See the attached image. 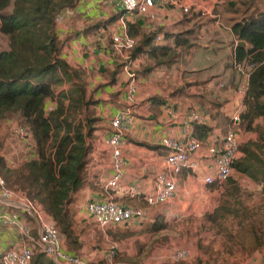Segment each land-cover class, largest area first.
<instances>
[{
    "label": "trees",
    "instance_id": "trees-1",
    "mask_svg": "<svg viewBox=\"0 0 264 264\" xmlns=\"http://www.w3.org/2000/svg\"><path fill=\"white\" fill-rule=\"evenodd\" d=\"M79 2L0 0V35L8 40V47L0 50V122L15 117L17 126L29 131V142L34 152L33 156L11 166L7 150L3 151L5 142L1 137L0 176L10 189L23 193L51 217L64 235L70 251L79 247L83 230L69 216L66 205L71 192L87 182L84 174L87 155L92 149L94 132L101 122L91 108L99 103L95 93L104 85L89 88L88 72L79 66H71L61 55L63 42L56 30V18H65L64 14L76 10ZM227 2L226 20L231 32L237 40L246 44L235 46L236 61L253 65L243 100L245 110L240 114V126L257 133L256 140L240 145L241 156L235 161L234 169L256 181L262 179L264 183V124L257 122L264 121V0ZM117 16L97 21L84 31L88 33L93 28L107 27ZM186 20L188 18L183 19ZM193 27L196 28L197 23ZM194 28L169 32L157 27L144 32L140 21L127 22L128 36L138 37L133 48L127 52L128 58L133 60L140 54L147 57L142 74H148L161 64L171 65L179 57L178 49L190 46L187 37L195 32ZM159 33L166 40L171 39L172 44L154 45L153 39ZM123 65L121 56L114 53L113 69H103L101 78L113 84ZM169 95L176 101L200 104L214 121L215 128L223 136L228 132L231 120L222 111L220 103L210 101L201 94L189 93L183 87L171 88ZM150 100L151 116L157 118L164 101L157 96ZM49 105L51 110H47ZM194 125V136L202 143L206 142L212 128ZM181 171L183 176L191 173L189 169ZM226 182L232 184L235 194L240 191L230 178ZM217 185L210 184L209 187L213 189ZM229 193L230 189L226 188L222 195L224 204L220 202L217 210L230 213L236 220L231 237L246 254L264 250V204L258 208L241 209L242 202L235 196L230 209L229 203L225 204ZM113 201L144 209L150 206L142 196H123ZM217 214V211L213 213L214 216ZM166 227L163 217L157 215L152 230L160 231ZM113 238L117 236L113 235ZM199 247L206 259L198 258L193 264H224L219 262V251L211 244L199 243ZM31 264L55 263L36 251Z\"/></svg>",
    "mask_w": 264,
    "mask_h": 264
},
{
    "label": "crops",
    "instance_id": "crops-1",
    "mask_svg": "<svg viewBox=\"0 0 264 264\" xmlns=\"http://www.w3.org/2000/svg\"><path fill=\"white\" fill-rule=\"evenodd\" d=\"M100 3L105 4V1L91 0L73 11L75 14L72 13L73 15H71L73 19L77 18V20L75 23L76 28L72 34H69L73 27L71 23L63 20L61 23L56 24L57 33L65 39L61 55L71 66H79L88 72L89 88L92 89L99 84H104L95 93V98L99 100V103L94 107L95 113L102 120L94 132L95 137L91 143L92 149L87 155L84 170L87 182L79 189L71 192L70 200L66 207L69 216L79 227L85 223L93 225L94 223L87 212V204L90 201L116 199L118 201L124 196L121 190L128 187H134L142 192H149L153 189L156 174L164 170L166 148L161 143L164 137L180 138L188 130H191L194 135V124L210 126L212 130L208 134L207 141L203 144L204 146L198 152L191 154V158L197 162V168L194 171L190 170L191 173H187L184 176L181 171L176 176L177 191L175 197L167 203L158 204V206L154 205L156 209L151 208L154 206L144 209L145 214L148 215V218L150 217V223L153 224L157 215H161L167 226L168 224L172 225L175 222V220L173 221L174 216L189 215L191 210L196 208L198 210L201 200L206 201V198L211 197L215 192L216 189H211L203 181V178L212 173L213 171L211 172V170H214L213 161L207 155L206 147L212 144H220L223 135L219 129L215 128V123L209 114L203 122L187 124L185 117L188 110L204 107L191 101H176L170 97L169 91L173 87H183L189 93L201 94L210 101L218 102L221 104L222 111L230 117V120L232 114L238 113L240 115L245 110L243 103L245 92L238 91V88L244 82V78L234 67V63L237 62L235 46L239 44L240 40H237L231 32L228 20L225 23L221 15L214 13L216 7H221L227 16L228 2L227 0H186L184 4L190 6L188 12L185 13L179 8L165 7L160 10L158 18L154 21L137 16H128V22L140 21L141 30L144 32L154 30L157 27L169 32H177L182 29H192L194 28L193 24L197 23V27L194 28L195 32L187 37L190 46L179 48V57L171 65L161 64L152 68L148 74H142L141 70L147 62V57L144 54H140L131 60V66L136 67L133 68V71L137 75V92L133 103L127 102L124 95L127 75L123 68L113 84H109L100 76V72L103 69H113L114 52L111 49L110 30L116 19L107 27L93 28L90 31L88 30V33L84 31L97 21H105L112 15H119L108 4L111 7L112 14H107L101 8ZM200 8H206L207 10ZM78 15L80 16L78 17ZM209 16L211 17L209 20H204L205 17ZM187 18L188 20L183 21V19ZM178 27L179 29H176ZM159 34L162 36V40L156 41L154 38V45L172 44L171 39L166 40L162 33ZM136 40H138V37ZM185 54H189V57L194 56V58H190L192 61L190 62L189 71H197L198 80H195V78L191 80L187 76L178 74V72L187 70L186 66L182 67L185 62ZM154 96L160 97L164 101L160 107L161 114L157 118H153L149 110L150 99ZM125 109L130 112L132 124L129 131L123 136L122 149L126 165L120 181L121 188H119V191H114L105 188V183L112 173L109 148L104 143L105 136L109 131L106 121L112 114ZM257 122L260 125L264 124L263 120H258ZM232 127L233 123L231 121L230 128ZM236 131L240 145L257 138L256 132L244 129V127L240 126V123L236 126ZM149 146H156V148ZM9 153L7 159L11 166H14L17 162L15 159H11L13 154ZM233 173L246 177L249 183L255 187L256 191H245L247 193L246 197H256L258 199V202L252 201V203L247 204L250 206L249 208L258 207L256 203L263 205V180L259 179L256 181L242 173H238L233 165V171L229 178L234 181L239 189L240 187L236 180L240 178H234ZM0 210H5L1 204ZM140 219H133L109 230L107 234L111 239L104 238L105 236L101 231H97L95 227V232L81 234L80 245L75 251L68 250L66 239L64 248L71 254L81 255L92 264H106L108 241L113 240L111 236L115 235L117 238L130 236L128 238L130 240L128 241L130 248H127L126 245L120 248L119 245V254L116 257L117 264H164L165 249L162 246V238H157L156 236L149 238V242L151 240L154 242L149 247L150 251L142 256L137 251V238L140 239L137 237L138 235L132 236L133 233L129 235L123 234L126 226L131 225L135 229L138 228ZM26 222L33 226V221L30 218L27 217ZM152 224H150L149 230H152ZM232 229L229 231L230 235L231 232L233 234L235 231H232ZM32 233L35 235V229ZM21 242L22 236L17 229L6 228L0 224V253L18 246ZM233 244L236 245L235 242ZM97 245L101 247L100 250L93 249ZM248 258L250 259H247V262L243 264H264V250H256Z\"/></svg>",
    "mask_w": 264,
    "mask_h": 264
},
{
    "label": "built area",
    "instance_id": "built-area-1",
    "mask_svg": "<svg viewBox=\"0 0 264 264\" xmlns=\"http://www.w3.org/2000/svg\"><path fill=\"white\" fill-rule=\"evenodd\" d=\"M119 14L110 30V42L113 52L120 55L124 61L123 70L127 75V83L124 95L127 102L135 101L137 92V75L132 70L131 60L127 52L136 43L135 38L127 34L128 16H137L154 21L158 18L161 9L166 6L179 8L188 12L190 6H186L181 0H104ZM207 10L206 8H200ZM63 17L56 18V23H61ZM156 41H161L162 36L156 35ZM236 70L243 76L244 82L238 88L239 92H245L248 85L252 64L235 62ZM49 105L47 110H51ZM172 112V111H170ZM208 112L204 108H192L185 117L187 124L200 123L205 120ZM233 127L222 137L220 144H212L206 147L207 155L213 161V172L203 178L205 184H222L231 175L233 165L240 155V143L236 126L240 123V115L232 114ZM109 131L104 143L109 148L111 160V176L105 183V188L119 191L121 178L124 174L126 159L123 156L124 134L129 131L132 118L128 110H120L112 114L106 121ZM22 140L29 142L30 133L27 129L16 126L13 132ZM162 145L168 150L164 156V170L155 176L154 187L149 192H142L134 187L123 188L124 196H142L148 205L154 206L171 201L177 191L176 176L182 169L194 171L197 168L196 160L191 154L198 152L204 145L191 132H185L180 138L166 136L161 140ZM0 204L5 210H0V224L6 228H15L22 236V242L18 246L0 253V264H31L36 251L46 255L55 264H92L81 255L71 254L64 248L65 237L57 229L55 222L37 204L27 198L23 193L10 189L0 176ZM87 212L98 230L108 238V231L115 226L127 223L133 219L144 216V209L140 207L126 206L113 200L90 201L87 204ZM33 221V226L26 222V218ZM35 229V235L32 233ZM106 264H115L119 252V244L113 240L108 241ZM175 260H187L191 254L186 249L175 251Z\"/></svg>",
    "mask_w": 264,
    "mask_h": 264
},
{
    "label": "rangeland",
    "instance_id": "rangeland-1",
    "mask_svg": "<svg viewBox=\"0 0 264 264\" xmlns=\"http://www.w3.org/2000/svg\"><path fill=\"white\" fill-rule=\"evenodd\" d=\"M89 1L91 0H80V2L78 3V7L82 6V4H85V2H89ZM181 1L184 3L186 0H181ZM198 5H204V4H198ZM100 6L101 8H103V10L107 14H110V13L112 14V11L110 9L111 7H109L106 3L105 4L100 3ZM167 7L173 8L171 6H166V8ZM214 11H215L214 13L221 15L224 22L226 23V14L223 12L222 8L216 7ZM72 13L73 11H68L67 13L64 14L65 18H63L65 22L67 21L71 23L73 26L71 29L72 31L69 32V34L74 33L73 30L76 28L75 23H76L77 18L73 19L72 15L75 13L73 14ZM68 15L69 17H67ZM79 16L80 15H78V17ZM210 18H211L210 16L205 17L204 20H209ZM176 29H179V27ZM60 39L62 40V42H65V39L63 36L60 37ZM7 47H8V40L6 39L5 36L0 35V50L6 49ZM62 47H63V43H62ZM188 55L189 54H185L184 56L185 62L182 64V67L186 66L187 70L184 72H178V74L181 76H187L191 80H193L194 78L195 80H198V77H197L198 72L189 71L190 62L192 61L190 60V58L192 57L194 58V56L189 57ZM131 67L132 69L136 68L133 65ZM169 79L171 80V78ZM92 110L95 111L94 108H91V111ZM98 117L102 120L100 116ZM16 126H17V119L15 117H9L8 119L1 121L0 122V138L2 137L3 141L5 142L3 151L7 150V153H8L7 156H9L10 154L9 152H11L13 154L11 156V159H15V161L19 163V162H22L24 158L28 156L29 157L33 156L34 152L31 148V142H26L22 140V138L16 136L13 133L14 128ZM212 171L213 170H211V172ZM233 175L235 176L234 178H238V179L240 178L239 180H236L240 187V191H238L237 194H235V190L232 189L233 187L232 184H228L225 181L222 184H219L215 188H213V189H216L215 192L213 193V195H211V197H207L206 201L201 200V203L198 205L199 206L198 210L197 208L193 210L190 209L191 213L189 215L174 216L173 221L175 220V222H173L172 225L168 224L167 226L168 228L166 227L165 229L160 230V231L149 230V226L152 223H150L151 222L150 217L148 218V215L145 214V210H144L145 216H142V218L140 219L141 221L139 222L138 228L135 229V227L131 225L126 226L124 227L123 234L128 235V234L133 233L132 236H135V234H137L138 235L137 237L142 239V241H140V239L137 238V242H138L137 251L142 256L148 253V251H150L149 247L154 242V241L152 242V240L149 242V238H153L155 236L157 238H162V243H163L162 246H164V249H165L164 264H193L196 262L198 258H203L205 260L206 255H204L202 251L200 250L199 243L211 244L213 248L218 250L219 255H220L219 256L220 263L223 262L224 264H243L247 262L246 260L250 259L248 258V256H250L251 254H246L239 246L234 245L233 242L235 241L233 240V238L231 237L229 233L230 229L233 228L232 231L235 230V225L237 223L236 220L230 213H225L223 210L221 211L217 210L218 208H220L221 203L224 204L223 202L224 198H222V195L224 194V192H226V188L230 189V193H229L230 195L227 196L228 199L227 201H225V204L229 203L230 209H232V202L235 196H237V198H240L239 200L242 202L241 209H243V207H247L248 206L247 204L252 203V201L258 202V199H256V197L250 198V197L245 196L247 194L246 192H248L249 190L256 191L254 189L255 188L254 185L249 183L246 177L237 175L235 173H233ZM261 205L262 204L260 203H256V206L258 207ZM155 206H158V205H155ZM155 206L151 208L156 209ZM258 207H255V208H258ZM215 211H217L218 214L214 216L213 213ZM209 215H212L213 218L210 217ZM93 225H95V223ZM93 225L92 224L88 225L85 223L79 228L83 230L82 232L84 234L85 233L89 234L90 232L96 231L95 227L98 231L97 226L96 225L93 226ZM149 232H151V234H149ZM111 237L113 241L117 243L119 242L118 244L120 245V248L121 246H124V245H126L127 248L129 247L128 241L130 240L128 238L130 236H123V237L120 236V238L118 237L119 239L113 238V236ZM93 249L100 250L101 247L97 245L96 247H93ZM180 249L188 250L191 254V258L187 260H175L173 258V255L175 251H178ZM115 264H117L116 259H115ZM124 264H127V263H124ZM141 264H147V263H141Z\"/></svg>",
    "mask_w": 264,
    "mask_h": 264
},
{
    "label": "water",
    "instance_id": "water-1",
    "mask_svg": "<svg viewBox=\"0 0 264 264\" xmlns=\"http://www.w3.org/2000/svg\"><path fill=\"white\" fill-rule=\"evenodd\" d=\"M239 45H245L244 41H239Z\"/></svg>",
    "mask_w": 264,
    "mask_h": 264
}]
</instances>
